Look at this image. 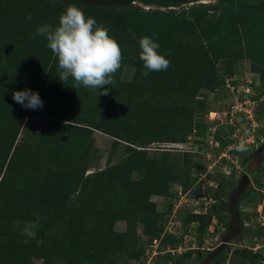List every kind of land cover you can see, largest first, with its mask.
<instances>
[{
	"label": "trees",
	"instance_id": "trees-1",
	"mask_svg": "<svg viewBox=\"0 0 264 264\" xmlns=\"http://www.w3.org/2000/svg\"><path fill=\"white\" fill-rule=\"evenodd\" d=\"M138 1L171 8L189 0ZM69 4L82 11L94 7L76 0H0V264H32L33 258H40L41 264H123L125 258L138 259L143 252L139 245L144 243L137 236L136 224H143V234L152 243L164 232L161 222L173 209L168 184H177L186 193L196 186V177L205 173L187 153L162 148L161 157L153 159L147 148L185 143L189 135L202 133L206 127L194 120L211 111L202 91L224 88L239 61H248L251 72L264 84V0H220L207 6L220 10L212 20L207 19L203 4L178 12H145L131 4L98 6L108 8L104 23L111 24L108 29L121 46L123 59L114 83L97 91L82 85L72 88V78L60 81L57 58L45 38H34L37 22L58 25L59 9L64 11ZM39 8L49 14L27 19L26 10ZM143 36L160 45L159 53L170 61L166 71L141 75L145 69L138 41ZM32 41L40 44L41 52L31 53ZM221 61L223 67L217 66ZM130 69V78L121 79ZM105 88L107 94H101ZM25 89L39 94L42 107L28 109L13 100L14 91ZM29 119L43 121L33 138L24 132ZM94 131L124 143L125 148L117 163L108 159L103 169L86 174ZM22 133L25 140L16 143ZM236 142L221 141L218 149ZM244 145L246 150L250 146ZM260 145L264 147V133ZM245 152H230L241 171L251 159ZM193 167H198L196 177ZM228 177H211L217 183L210 194L213 200L224 192L228 199L236 184ZM155 195L170 200L162 213L150 200ZM221 208L228 212V200ZM243 212L241 220L246 223ZM212 217L211 212L188 213L182 224L191 225L200 237ZM36 219V236L28 237L23 226ZM218 219L228 226L223 217ZM120 221L126 224L123 232L114 230ZM180 243L181 238L169 233L160 240L165 247L176 248ZM194 251L187 250L179 259L189 258ZM236 255L248 258L249 264H264L259 252ZM161 257L164 262L171 260L169 252ZM205 258L210 259L207 264L228 260L222 249Z\"/></svg>",
	"mask_w": 264,
	"mask_h": 264
},
{
	"label": "rangeland",
	"instance_id": "rangeland-1",
	"mask_svg": "<svg viewBox=\"0 0 264 264\" xmlns=\"http://www.w3.org/2000/svg\"><path fill=\"white\" fill-rule=\"evenodd\" d=\"M219 2L220 0H201L194 2L189 0L187 3L181 4L178 7H171V9L178 12L203 4L207 9V19L212 20L219 15L220 10H208L207 6H212ZM236 4L237 1H233V5ZM133 6L138 5L134 4ZM141 9L145 12L153 10ZM107 10V7L94 6L86 7L83 12L85 16L90 15L98 24L108 29V25L111 27V24L104 23L106 16L104 14L107 13ZM202 10L204 9L202 8ZM62 12L64 11L59 9V14ZM26 13L31 14L33 19H36L37 14L40 16L49 14L47 10L42 8L26 10ZM42 22L54 26L57 25L56 22ZM42 22H37L38 26L42 25ZM108 33L113 37L111 29H108ZM36 36L39 38V35L35 34V38ZM32 42L34 43V41ZM37 42L38 40L36 39ZM30 51L31 53L41 52L40 44H35ZM217 66L223 67V61L218 62ZM131 74V69L129 72L124 71L120 78L128 80ZM231 82H235L236 84L233 86ZM244 90L249 93L248 99L251 101L249 107L244 111L247 114L245 118L241 116L243 115V111L240 112L235 108L234 110L231 108V106H236L235 102L241 94H244ZM202 93L207 96V105L211 111L198 114L194 122L198 125H204L206 129L200 134L193 133L189 135L185 143L154 144L147 148L150 157L153 159H159L161 157L162 148L189 154L194 166H203L205 169V173L198 177L194 174L198 167H193L192 169L196 177L195 187L199 185V189L196 190L195 187H191L186 193H182L179 185L173 183L168 184V191L173 194L174 200L171 213L164 218V224L163 221L161 222L164 225V232L160 233L159 237L153 240L152 243H149V241L147 242L149 238L143 234V224L137 223L135 229L137 236L144 243L143 245H139L143 252L140 253L138 259L133 258L127 260L125 258L123 264H207L210 261L209 258H205L207 254L215 252L218 249L227 251L228 260L225 264H249L248 258L239 257L236 255V252L250 251L251 253L259 252L264 255V147L259 151L264 133V84L261 82L258 74L251 72L249 62L241 60L237 63V67L233 69L232 78L225 80L224 88L218 87L212 92L203 90ZM260 99H263V101ZM228 109L230 110V115H228ZM42 123L43 121L41 120L29 119L27 126L24 127V132H27V138L37 136ZM230 139L236 140L239 144L250 145L245 152V157L251 158L247 168L250 174H255V178H257V181H255L252 177L248 192L239 201V213L240 210L244 211L243 216L246 218L245 226H248V230L242 229L240 235L236 236H231L230 234L225 235L227 227L218 219V216H221L227 221V224L229 223V213L221 208V204L228 200H226V192L219 194L215 200L210 196L217 186V183L213 182L211 177L216 174H223L224 176H229V179L234 180L233 183L235 184L241 175L240 164L233 163L234 160L227 162L225 159H222L225 152L221 153L222 151L218 149L221 141L227 142ZM24 140V133H22L17 137L16 143L23 142ZM124 148V143H115L109 136L94 131L86 174L103 169L108 159L114 164L117 163L124 152ZM255 150H258L259 153H255ZM232 170L236 171L235 174L229 175ZM138 177L139 175H134V178ZM150 200L156 203L157 210L161 213L165 211L167 204L170 202L167 198L156 195L152 196ZM208 212H211L213 217L204 235L198 237L193 232L192 227H190L191 225L189 227H183L182 219L186 214H207ZM125 229L126 224L123 221L117 222L114 226V230L117 232H123ZM164 233L181 238V243L178 247H172L171 244H169L171 246L168 245L166 247L161 245L160 240ZM191 249L195 251L194 253H190L189 258L179 259L181 254ZM168 252L171 255V260L167 259V262H164L161 256ZM41 263L42 260L40 258L32 259V264Z\"/></svg>",
	"mask_w": 264,
	"mask_h": 264
},
{
	"label": "clouds",
	"instance_id": "clouds-1",
	"mask_svg": "<svg viewBox=\"0 0 264 264\" xmlns=\"http://www.w3.org/2000/svg\"><path fill=\"white\" fill-rule=\"evenodd\" d=\"M31 14L27 19H31ZM36 34L46 39L47 47L58 61L59 80L69 78L75 82L72 88L81 85L94 90L114 83V75L122 66V49L116 39L109 35L108 29L98 24L94 18L86 17L76 5L69 4L58 18V25L44 23L37 27ZM35 38V37H34ZM139 58L144 69L141 73L147 77L150 72L166 71L170 61L160 54V45L148 36L139 39ZM105 88L101 94L106 95ZM13 100L28 109L42 107V100L37 92L29 89L14 91ZM240 152L246 151L241 143ZM243 226L245 222H242ZM39 220L26 222L23 233L35 238ZM42 243V241H38Z\"/></svg>",
	"mask_w": 264,
	"mask_h": 264
},
{
	"label": "water",
	"instance_id": "water-1",
	"mask_svg": "<svg viewBox=\"0 0 264 264\" xmlns=\"http://www.w3.org/2000/svg\"><path fill=\"white\" fill-rule=\"evenodd\" d=\"M78 3L85 6H125V5H138L141 8L153 9V10H169L171 8L158 7L155 5H145L139 3L135 0H118V1H100V0H76ZM185 1V0H176ZM201 1V0H197ZM251 184V180L247 175H241L233 189L231 190L228 197V213H229V223L226 228L227 232H233V236L240 235L243 229V223L239 213V201L241 196L248 190Z\"/></svg>",
	"mask_w": 264,
	"mask_h": 264
},
{
	"label": "built area",
	"instance_id": "built-area-1",
	"mask_svg": "<svg viewBox=\"0 0 264 264\" xmlns=\"http://www.w3.org/2000/svg\"><path fill=\"white\" fill-rule=\"evenodd\" d=\"M245 91V90H244ZM249 93H247L246 91L244 92V94H241L238 98H237V101L235 102V105L236 106H231V108H234L237 109V111H240L243 113V115L241 116H245L247 115L244 111L249 107V104H251V101H249ZM261 101H263V99H260ZM244 105V107H243ZM229 108V107H228ZM229 110V109H228ZM228 115H230V110L228 112ZM247 118V117H246ZM250 119V118H249ZM239 145V143H234V144H231L229 145L228 147L226 148H222L221 149V153L225 152V154H223V158L222 159H225L227 162H230L231 160H234L233 163H239L238 162V159L236 158H233L231 155H230V152L237 149V146ZM246 225V223H245Z\"/></svg>",
	"mask_w": 264,
	"mask_h": 264
},
{
	"label": "flooded vegetation",
	"instance_id": "flooded-vegetation-1",
	"mask_svg": "<svg viewBox=\"0 0 264 264\" xmlns=\"http://www.w3.org/2000/svg\"><path fill=\"white\" fill-rule=\"evenodd\" d=\"M135 1H137V2H139V3H142L141 1H138V0H135ZM152 5H154V4H152ZM263 149V147L259 150V151H261ZM247 175L249 178H250V180H252V177H253V174H250V171H249V169L246 167L242 172H241V175ZM240 175V176H241ZM226 234H230L231 236L233 235V232H225V235Z\"/></svg>",
	"mask_w": 264,
	"mask_h": 264
}]
</instances>
